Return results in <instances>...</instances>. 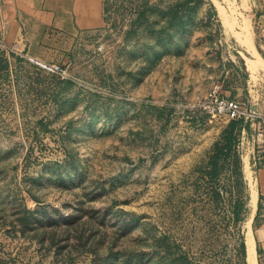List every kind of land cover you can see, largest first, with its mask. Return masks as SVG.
Wrapping results in <instances>:
<instances>
[{
	"label": "rangeland",
	"instance_id": "374dc122",
	"mask_svg": "<svg viewBox=\"0 0 264 264\" xmlns=\"http://www.w3.org/2000/svg\"><path fill=\"white\" fill-rule=\"evenodd\" d=\"M245 1L105 0L96 30L0 50V264H251Z\"/></svg>",
	"mask_w": 264,
	"mask_h": 264
},
{
	"label": "crops",
	"instance_id": "0c3cea01",
	"mask_svg": "<svg viewBox=\"0 0 264 264\" xmlns=\"http://www.w3.org/2000/svg\"><path fill=\"white\" fill-rule=\"evenodd\" d=\"M104 1L3 0L0 5V42L16 53H35L39 43L52 37L54 32L73 35L96 30L104 23ZM244 15L249 21V25L246 22L248 34L239 55L253 77L248 80L250 100L254 102L258 95L259 108L264 114V0H246ZM257 154L255 162L259 166L254 176L257 225L253 239L256 262L264 264V152Z\"/></svg>",
	"mask_w": 264,
	"mask_h": 264
},
{
	"label": "built area",
	"instance_id": "2783aa9c",
	"mask_svg": "<svg viewBox=\"0 0 264 264\" xmlns=\"http://www.w3.org/2000/svg\"><path fill=\"white\" fill-rule=\"evenodd\" d=\"M3 0H0V5L2 4ZM0 50L5 51H13L10 47L6 46L4 43L0 42ZM21 54V53H20ZM263 57H264V47H263ZM30 59L40 65L41 67L50 70V71H57L60 70L58 65L54 64H47L38 60L36 57H30ZM211 99L213 100L214 104L216 105L215 109L219 111V113L224 114L230 119H238L244 115H246V109L241 107V104L236 99H223L218 94L211 93ZM257 146L260 148V151L264 152V128L257 131Z\"/></svg>",
	"mask_w": 264,
	"mask_h": 264
},
{
	"label": "bare ground",
	"instance_id": "6f19581e",
	"mask_svg": "<svg viewBox=\"0 0 264 264\" xmlns=\"http://www.w3.org/2000/svg\"><path fill=\"white\" fill-rule=\"evenodd\" d=\"M244 26H243V28H244ZM252 192H253L252 193V210H254L256 196H255V191L253 190ZM246 245H247V256H248L249 261L251 262V264H257L256 258H255V251H254V248H255L254 239H253V235H252V232L250 229L247 231Z\"/></svg>",
	"mask_w": 264,
	"mask_h": 264
},
{
	"label": "trees",
	"instance_id": "16d2710c",
	"mask_svg": "<svg viewBox=\"0 0 264 264\" xmlns=\"http://www.w3.org/2000/svg\"><path fill=\"white\" fill-rule=\"evenodd\" d=\"M259 251V250H258Z\"/></svg>",
	"mask_w": 264,
	"mask_h": 264
}]
</instances>
